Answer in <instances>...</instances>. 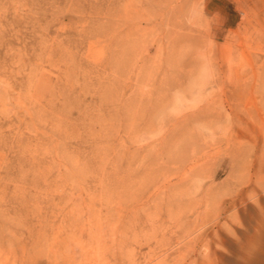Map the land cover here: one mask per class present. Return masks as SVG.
I'll return each mask as SVG.
<instances>
[{
    "label": "rangeland",
    "instance_id": "obj_1",
    "mask_svg": "<svg viewBox=\"0 0 264 264\" xmlns=\"http://www.w3.org/2000/svg\"><path fill=\"white\" fill-rule=\"evenodd\" d=\"M0 264H264V0H0Z\"/></svg>",
    "mask_w": 264,
    "mask_h": 264
}]
</instances>
